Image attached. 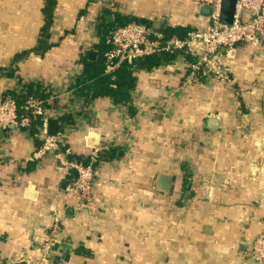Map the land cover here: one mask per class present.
Wrapping results in <instances>:
<instances>
[{
  "label": "crops",
  "instance_id": "crops-1",
  "mask_svg": "<svg viewBox=\"0 0 264 264\" xmlns=\"http://www.w3.org/2000/svg\"><path fill=\"white\" fill-rule=\"evenodd\" d=\"M214 1L57 0L54 44L18 60L39 44L45 0H0V97L15 98L23 79L61 87L81 69L85 51L97 52L99 22L121 15L160 29H196ZM177 59L140 66L136 109L101 96L69 131V161L89 163L95 146L122 142L102 151L88 205L68 189L75 168L53 156L33 158L42 145L40 116L30 114L18 132L0 128V264L40 255L57 213L63 230L52 253L65 264H255L252 244L264 229V47L241 43L230 51L229 83L187 82ZM164 93L173 94L166 117L137 111ZM66 116L73 120L53 118L60 124ZM211 117L217 129L207 127ZM163 173L172 179L168 192L157 186Z\"/></svg>",
  "mask_w": 264,
  "mask_h": 264
},
{
  "label": "built area",
  "instance_id": "built-area-1",
  "mask_svg": "<svg viewBox=\"0 0 264 264\" xmlns=\"http://www.w3.org/2000/svg\"><path fill=\"white\" fill-rule=\"evenodd\" d=\"M219 10L220 0H215L212 4L211 15L204 18L197 28L190 30L184 38H165V34L160 27L145 22L131 21L115 26L109 31L106 41L110 45V49L105 54V72L115 71L123 62L135 64L143 57L154 53L162 51L179 52L177 60L183 67L187 82H198L201 76L209 77L211 80L221 83L231 82L233 70L227 62L230 51L241 43L262 45L264 47V0H237L236 13L233 22L230 24L219 22ZM187 54L195 56V60L188 61ZM79 73L80 70H75L72 75L65 79L61 87L47 78L42 79L39 77L29 80L41 83L49 92V95L45 102L38 98L28 97L22 108L31 115L40 116L42 121L38 132L42 145L33 152V158L53 156L63 166L75 168L78 171V176L69 185L68 189L77 195L78 201L82 205H88L93 202L96 164L101 159L102 151L115 142L109 143L110 145L95 146L90 154L89 163L69 161L64 157L65 154L71 152L66 147L68 133L80 125V121L85 115L84 110L88 105L84 100L76 101L71 95L73 89L70 86ZM29 81L23 79L19 85H16V91L20 93L26 82ZM172 96L173 94L166 95L164 93V95L159 96L158 100L150 105L143 104V107L137 108V111H147V108L150 107L151 111L166 117L168 104L173 99ZM66 114L72 115L73 120L71 122L60 121L57 134L49 136L47 133L48 119L60 118ZM29 122L30 116L18 113L17 100L14 97L10 95L0 97V128L11 127V131H17L21 128H28ZM89 126L87 125L88 129ZM121 143L117 141L115 144ZM59 215L57 213L52 220L51 230L42 243L40 255L35 258L22 256L18 260L19 262H26L27 264H65L64 261L55 259L52 253L55 243L58 242L59 234L63 230L60 226ZM251 256L255 264H264V229L259 231L255 237Z\"/></svg>",
  "mask_w": 264,
  "mask_h": 264
},
{
  "label": "trees",
  "instance_id": "trees-1",
  "mask_svg": "<svg viewBox=\"0 0 264 264\" xmlns=\"http://www.w3.org/2000/svg\"><path fill=\"white\" fill-rule=\"evenodd\" d=\"M56 5L57 0H45L43 8L44 26L42 28L38 46L16 54L15 59L19 60L30 52H39L42 48L43 50H47L54 44L52 41L50 42V37L52 36L50 28L54 22V8ZM134 20L135 19L132 17L117 15L116 19L112 22L105 20L97 24L99 39L94 44V47L97 50V55L90 57L89 53L85 51L82 57H80L79 62L82 64L80 73L77 74L70 86V88L73 89L75 96L82 98L86 103H90L95 98L106 96L111 98L115 103L127 105L131 110L133 108L136 109L133 95L137 84L136 71L140 68L137 64L138 61L135 64L123 62L115 69V71L111 73L105 72V54L110 49V45L106 42L109 31L117 25H123ZM190 30L193 29L189 26L183 25H168L162 28L165 38H184ZM178 53L179 52L169 53L162 51L147 55L141 59L142 66L155 68L160 65L169 64L178 58ZM187 56L188 60H195L190 54H187ZM15 69L16 68L14 67L11 68L7 71V75L13 76ZM13 95L22 107L28 97L38 98L45 102L49 92L41 83L29 81L25 84L20 93H13ZM23 115L30 116V113L26 112V114L24 113ZM63 119L69 121L68 116L63 117ZM34 124L35 122H33V125Z\"/></svg>",
  "mask_w": 264,
  "mask_h": 264
},
{
  "label": "water",
  "instance_id": "water-1",
  "mask_svg": "<svg viewBox=\"0 0 264 264\" xmlns=\"http://www.w3.org/2000/svg\"><path fill=\"white\" fill-rule=\"evenodd\" d=\"M237 0H220V10H219V22L223 24H230L233 22L234 15L236 13ZM212 12V7L209 5L204 6L203 14L205 16H210ZM97 52L92 50L89 52L90 57L96 56ZM139 66L142 65V61L137 62ZM219 125V120L215 117L208 119L207 127L210 129H217ZM59 130V122L57 119H48V129L47 133L49 136H55ZM172 179L171 176L163 173L160 174L157 180L158 189L168 192L171 188Z\"/></svg>",
  "mask_w": 264,
  "mask_h": 264
}]
</instances>
